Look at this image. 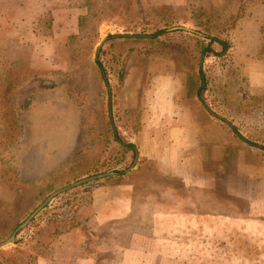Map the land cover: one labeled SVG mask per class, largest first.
I'll use <instances>...</instances> for the list:
<instances>
[{
  "label": "rangeland",
  "instance_id": "1",
  "mask_svg": "<svg viewBox=\"0 0 264 264\" xmlns=\"http://www.w3.org/2000/svg\"><path fill=\"white\" fill-rule=\"evenodd\" d=\"M263 17L264 0H0V242L54 191L113 173L53 197L0 264H264ZM183 131L212 236H98L93 189Z\"/></svg>",
  "mask_w": 264,
  "mask_h": 264
},
{
  "label": "crops",
  "instance_id": "2",
  "mask_svg": "<svg viewBox=\"0 0 264 264\" xmlns=\"http://www.w3.org/2000/svg\"><path fill=\"white\" fill-rule=\"evenodd\" d=\"M261 75L264 77V73ZM111 117L114 119L113 109L111 113L109 109V119ZM160 121L159 124L165 126L188 125L183 118L167 117ZM179 138L186 139L171 141L169 145L165 143L163 148H158L151 139H144L138 147V163L128 175L130 177L113 176V182L93 189L88 222L95 225L93 229L98 236L116 231L120 235L128 226L126 232L130 236L149 239L150 244L160 247L166 246L164 240L168 237L190 241L212 236L210 216H199V202H209L208 198L199 195L201 188L208 189V181L199 175L200 137L185 135L183 131ZM133 223H136L134 228L129 226Z\"/></svg>",
  "mask_w": 264,
  "mask_h": 264
},
{
  "label": "water",
  "instance_id": "3",
  "mask_svg": "<svg viewBox=\"0 0 264 264\" xmlns=\"http://www.w3.org/2000/svg\"><path fill=\"white\" fill-rule=\"evenodd\" d=\"M170 30H185V31H189V32H192V30H190L189 28L187 27H182V26H177V27H173L171 28ZM123 36H127V37H140L141 35H131V34H126V35H123ZM111 113V111H110ZM112 119V117H111ZM109 174H113L111 172H108V173H101V174H98V175H91L89 177H85V178H82V179H79L78 181H75L73 183H70L69 185H66L64 186L63 188L61 189H58L56 191H54L53 193H51L26 219L25 221H23V223H21L17 228L16 230L4 241L0 242V248L4 247V246H7L11 243H14L17 239L16 237V232L18 230H20L22 227H24L29 221L30 219L36 214L38 213L42 208H44L46 205H48L51 201V199L53 197H55L57 194L59 193H63L73 187H76L78 185H81L83 183H86V182H89V181H92V180H95V179H98V178H102L106 175H109Z\"/></svg>",
  "mask_w": 264,
  "mask_h": 264
},
{
  "label": "trees",
  "instance_id": "4",
  "mask_svg": "<svg viewBox=\"0 0 264 264\" xmlns=\"http://www.w3.org/2000/svg\"><path fill=\"white\" fill-rule=\"evenodd\" d=\"M98 64H100V63H98ZM133 147V146H132Z\"/></svg>",
  "mask_w": 264,
  "mask_h": 264
}]
</instances>
